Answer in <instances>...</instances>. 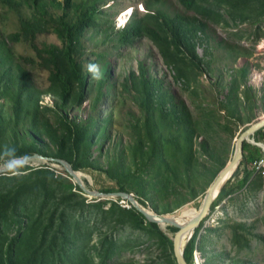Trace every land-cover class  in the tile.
I'll return each mask as SVG.
<instances>
[{
  "label": "rangeland",
  "instance_id": "1",
  "mask_svg": "<svg viewBox=\"0 0 264 264\" xmlns=\"http://www.w3.org/2000/svg\"><path fill=\"white\" fill-rule=\"evenodd\" d=\"M145 1L196 29L185 32L190 44L123 37L148 12ZM190 1L73 0L64 11L63 0H0V166L10 161L7 147H35L77 166L85 186L123 188L150 212L192 220L239 133L264 117V0ZM62 13L69 23L91 13L72 62ZM61 77L72 84L67 95ZM261 151L262 160L245 170L239 161L219 187L193 231V264H264ZM27 163L22 175H0V264L43 235L56 264H178L172 225L153 230L126 199L89 197L55 160ZM23 190L30 202L14 214Z\"/></svg>",
  "mask_w": 264,
  "mask_h": 264
},
{
  "label": "trees",
  "instance_id": "2",
  "mask_svg": "<svg viewBox=\"0 0 264 264\" xmlns=\"http://www.w3.org/2000/svg\"><path fill=\"white\" fill-rule=\"evenodd\" d=\"M190 2H193V0H191ZM154 3L156 5H161L160 1L143 2L144 9L148 10V12H145L146 15L143 18H141L140 22H137V20L134 19V21L131 24L124 27L123 32H122L123 37L125 38L140 37L143 34H146L151 39L158 41L159 44H161V41H160L161 39L166 40L168 37L173 38V39H179L180 41L176 42V44L180 47L186 46V44H190L191 40L188 39L187 36H185V32L192 33L196 31V29H190L187 25L188 24L187 21L181 18L179 15L169 16L160 7L158 6L153 7ZM72 5H73V0H63L62 8L64 9V11H66ZM145 19H147V22ZM90 21H91V13H84L78 20L71 22V23L66 21L64 13H62L58 17L57 22L62 28V30L64 31L63 36L61 35L65 43L63 55L68 61L72 62L71 48L74 46V43L78 40V37L81 35L83 30L90 25ZM159 30L163 31L165 35L164 38L158 37ZM193 48L194 46H192V49ZM189 55L192 58L196 57V53L194 51H192V53H189ZM60 79L62 82L63 94L67 95L68 93L71 92L72 84L70 81H68L64 77H61ZM255 135H257V138L264 143V126L258 129L252 137L254 138ZM257 138L255 137L254 140L257 141ZM34 153L41 154L40 150H38L37 148L30 147L29 150L17 151L16 155L18 157H22L26 155H32ZM262 157L263 155H262V151L260 147L253 145L249 142L243 143L242 158L240 160V163L241 165L244 166L243 168L244 170L247 168L249 164H257L260 160L263 159ZM11 158H12V155L8 157V159H11ZM72 168L75 170L78 169V167L75 165H72ZM29 169H31L30 164L25 163V167L21 169V172L27 171ZM233 171L231 172V174L233 173ZM231 174L229 175V177L231 176ZM245 175L246 174H244L240 180H242ZM227 182H229V180H227L224 183L223 188L226 186ZM102 191L114 192V191H124V190L123 188H118V189L111 188V189H103ZM30 193H32L31 190L30 191L23 190L19 194L15 195L14 197H13L14 194L10 195L8 201H12V197H13V202H15L14 214H18L21 211L25 210L26 204L30 202L28 201V197L30 196L29 195ZM136 200L139 204L145 206L144 201L138 198H136ZM139 215L149 225L151 229L159 231V232L161 231L157 223L148 221L142 213H139ZM163 225H165V223H163ZM167 227L172 231H177V227H174V226H167ZM27 235L30 236L31 234H27ZM196 236L197 235L193 233L191 238L188 240V242L185 244L183 248V257L188 264H193V253L195 250ZM34 238L36 240V237ZM21 241H23L22 238L20 242ZM24 242L26 243L25 246L18 245L13 250H10L7 259H5L3 262L1 261V264H56L54 260L50 261L49 257L53 254L54 251L50 247L49 248L45 247L46 236L44 235L42 236L39 246H35L34 241L33 242L24 241ZM23 248H25V254L15 252V251H22ZM2 249H3V244H0L1 254H2ZM40 251L42 252L41 253L42 258L39 256V253H38ZM11 252H14V255L11 254ZM48 252L50 253L49 255H48ZM27 253H30V255H28ZM60 264H66V263L60 260Z\"/></svg>",
  "mask_w": 264,
  "mask_h": 264
},
{
  "label": "water",
  "instance_id": "3",
  "mask_svg": "<svg viewBox=\"0 0 264 264\" xmlns=\"http://www.w3.org/2000/svg\"><path fill=\"white\" fill-rule=\"evenodd\" d=\"M263 126H264V117H260L256 121L250 123L247 127H245L239 133V135L236 138V146H235V151L233 153V156L226 163V165L218 172V174L215 176L214 180L211 182V184L207 188V190L203 196V200H202L201 206L199 208V213L197 215V218L194 221L187 223L186 225L178 224L176 222L175 218L162 216V215H159L157 213L150 212V211L146 210L144 207H142V206H140V204H138L137 200L132 196V194H130L126 191L104 192V191H100V190L85 186L83 181L79 177L78 173L76 171H74L64 160L54 159L51 157H45V156H42L41 154L34 153L32 155L26 156L24 163H27L32 158L55 160L64 167L65 171L75 180L76 184L80 187V189L82 191H84V193H95V194L100 195L99 197L117 196V197H120L122 199H126L134 207H136L138 209V211L140 213H142L148 221L155 222L157 224H159V221H160L162 223L170 224L174 227H177V231L175 232V235L173 237V244H172L173 254H174V257H175L178 264H188L183 257V248H184L185 244L188 242V240L191 238L194 229L198 226V224L200 223L202 218L207 214L208 209L210 207V204L212 203V200L214 198V192H215L216 188L218 187L219 183L224 179V177L233 168L236 167L237 163L241 160L243 143L249 142L253 145L260 147L264 151V143L259 142V141H255L253 138L247 139V137L253 136L254 133L258 129L262 128ZM6 164L0 166V168L5 166ZM227 179H229V177H227L223 183H225L227 181ZM186 234H187V236H186L185 243H184V245H182V249L180 250V248H179L180 238Z\"/></svg>",
  "mask_w": 264,
  "mask_h": 264
},
{
  "label": "clouds",
  "instance_id": "4",
  "mask_svg": "<svg viewBox=\"0 0 264 264\" xmlns=\"http://www.w3.org/2000/svg\"><path fill=\"white\" fill-rule=\"evenodd\" d=\"M128 14L130 15L131 12ZM87 71L92 75L93 79L100 80L103 78L99 66L95 63H89L87 65ZM7 148L9 152L12 153V159H10V161L5 166L0 168V174L10 175V176L22 175L21 169L25 167V163H24L25 157H18L16 155V149L14 147H7Z\"/></svg>",
  "mask_w": 264,
  "mask_h": 264
},
{
  "label": "bare ground",
  "instance_id": "5",
  "mask_svg": "<svg viewBox=\"0 0 264 264\" xmlns=\"http://www.w3.org/2000/svg\"><path fill=\"white\" fill-rule=\"evenodd\" d=\"M251 138H253V137H252V136L247 137V139H251ZM253 139H254V138H253ZM233 170H234V168H233V169H232V170H231V171H230V172L224 177V179L219 183L218 187L216 188V190H215V192H214V198H215V196L218 194L219 187L223 184L224 180H225L227 177H229V175L231 174V172H232ZM77 173H78V172H77ZM86 195H88L89 197H99V196H100V195L95 194V193H86ZM198 213H199V209H197L195 216H194L193 219L190 220L189 222L194 221V220L197 218ZM189 222H186L185 224L182 223V224H180V225H186V224L189 223ZM159 225L164 226L163 223L160 222V221H159ZM186 236H187V234L184 235V236H182V237L180 238V242H179V248H180V250L182 249L183 241H184V239H186Z\"/></svg>",
  "mask_w": 264,
  "mask_h": 264
},
{
  "label": "built area",
  "instance_id": "6",
  "mask_svg": "<svg viewBox=\"0 0 264 264\" xmlns=\"http://www.w3.org/2000/svg\"><path fill=\"white\" fill-rule=\"evenodd\" d=\"M132 205V204H131ZM127 206H129L128 204H127Z\"/></svg>",
  "mask_w": 264,
  "mask_h": 264
}]
</instances>
